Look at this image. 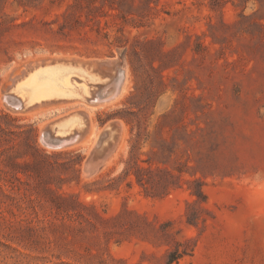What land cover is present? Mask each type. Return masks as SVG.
Wrapping results in <instances>:
<instances>
[{
    "label": "rangeland",
    "instance_id": "1",
    "mask_svg": "<svg viewBox=\"0 0 264 264\" xmlns=\"http://www.w3.org/2000/svg\"><path fill=\"white\" fill-rule=\"evenodd\" d=\"M90 64L100 101L11 98ZM0 264H264V0H0Z\"/></svg>",
    "mask_w": 264,
    "mask_h": 264
},
{
    "label": "bare ground",
    "instance_id": "2",
    "mask_svg": "<svg viewBox=\"0 0 264 264\" xmlns=\"http://www.w3.org/2000/svg\"><path fill=\"white\" fill-rule=\"evenodd\" d=\"M84 68L85 67H81V66L73 68L71 66L66 67L63 65L41 66L37 68L35 71H32V73H28L27 76L24 77L23 80H21V82H17L15 84V86L13 87L14 96H11V98L18 109H26V108L30 109L29 107H33V106L35 107V105H39L44 102H50L54 100H78L81 102L82 101L91 102L92 100H93L92 102H96L95 100L100 101L101 99L99 98L92 99V96L90 100H88L90 94H92L91 92H93L92 90H90L91 87H89L90 84L89 82L99 83L102 82L103 80L98 75L91 73L89 70L87 69L83 70ZM77 76H79L80 78H78ZM125 79H126L125 72L121 70L119 80L115 85L116 88L111 98H117L118 96H120L121 92L124 89L123 85L125 83ZM110 87L108 88V90L109 89L111 90L112 88L114 89V87L112 88ZM108 99L110 100V97ZM111 101H115V100L111 99ZM89 102H87V104ZM84 125H85V121H83L81 116L72 115L69 117L67 116V118H64L61 121H59L55 128H57V133H59L60 135H66L72 133L73 131L82 130L84 128ZM81 137L83 138V136Z\"/></svg>",
    "mask_w": 264,
    "mask_h": 264
},
{
    "label": "water",
    "instance_id": "3",
    "mask_svg": "<svg viewBox=\"0 0 264 264\" xmlns=\"http://www.w3.org/2000/svg\"><path fill=\"white\" fill-rule=\"evenodd\" d=\"M88 68L93 73L98 75V73L96 72L97 70L94 71V65L90 64ZM98 69H100V67ZM101 74L102 77H100L99 75L98 76L102 80L107 79V74H105L104 72H102ZM82 130L73 131L72 133L66 135H60L57 133V128L53 127V130L48 132L46 141L52 145H66L80 139L83 134L81 132ZM118 136L119 128L116 124L111 123L104 128L102 133L99 135V138L92 153V159L94 162L103 160L107 156L108 152L112 149L114 143H116V141L118 140Z\"/></svg>",
    "mask_w": 264,
    "mask_h": 264
},
{
    "label": "trees",
    "instance_id": "4",
    "mask_svg": "<svg viewBox=\"0 0 264 264\" xmlns=\"http://www.w3.org/2000/svg\"><path fill=\"white\" fill-rule=\"evenodd\" d=\"M138 181L141 185H144V183L142 182V180L140 178H138ZM195 195H197L198 199H204L205 198V193L203 191V188L200 187L197 191L194 192ZM180 256H173L170 260L169 263H172L174 261H176Z\"/></svg>",
    "mask_w": 264,
    "mask_h": 264
}]
</instances>
